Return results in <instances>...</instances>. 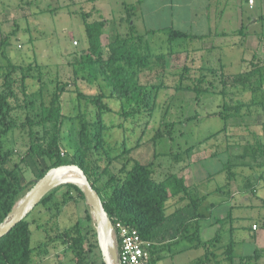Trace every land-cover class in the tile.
I'll return each instance as SVG.
<instances>
[{
	"label": "rangeland",
	"instance_id": "rangeland-1",
	"mask_svg": "<svg viewBox=\"0 0 264 264\" xmlns=\"http://www.w3.org/2000/svg\"><path fill=\"white\" fill-rule=\"evenodd\" d=\"M149 5L147 0H0V90L4 89L10 75L16 91L15 95L9 98L14 107L12 115L20 124L26 121V117L38 119L42 109L49 107V101L56 91L59 80L72 83L75 81L87 94L98 93L102 88L106 95H110V89L103 81H100L101 86L91 85L80 81L72 74L75 67L72 64L83 59L88 51L86 21L93 22L99 19L109 21L104 28L105 34L102 38L104 44L107 42V35L127 34L131 30L130 25H134V32L137 35H144L142 45L148 42L153 54L177 52L187 46L189 48L187 62L179 65L171 61L164 65V69L159 67L154 69H160L157 76L150 74V79H153L150 81L159 88L157 92L155 91V102L150 108L144 109L140 116L125 121L124 125L131 129L123 132L117 127V123L122 120L121 117H115L114 120L110 115V119L106 121L109 124L113 122L114 128L107 132L108 144L117 155L120 153L123 139L128 146H134L140 141V146L129 154L142 163L153 164L155 171L153 182L163 181L170 174L182 172L187 175L188 183L204 181L205 188L209 190L217 188L210 193L208 201H226L221 205L222 209L207 212L202 206L201 211L207 218L210 214L213 216L221 214V211L231 213L229 219L233 225L232 237L229 236V240L224 242L225 245L232 240L234 253L238 257L242 254H252L255 248L260 247L259 264H264V187L260 185L261 181L255 180L253 183L257 189L254 192L243 191L246 180L240 171L234 185V193L243 191V195L232 196V189L227 186L226 180L229 174L228 165L224 169L229 157V161H232L230 151L244 152L243 138L226 139L225 133H228V130L229 133L243 131L244 124L249 125L251 121H254L255 125L264 122V76L259 75V72L262 73L263 69L260 71V68H263V65H260L258 60L252 59L250 62L242 58L244 52H248L246 44L244 45L246 40L242 35L223 39L224 41L233 39L234 43L226 45L218 42L210 47V42L205 44L190 40L184 42L181 39L171 41L165 32H159L157 35L146 33L150 16L157 13L156 6ZM261 6V0H258L254 9H249L245 3L242 4L245 26L250 14H261ZM131 7H135V10H131ZM227 7L229 9L224 14L226 22L223 26L234 31L240 21L236 0H229ZM85 13L89 14L86 20ZM129 14H133L131 20ZM262 27L263 24L249 28L247 26L245 30L253 33L263 31ZM204 47L207 49L210 47L206 54L204 52L198 55L195 52L196 49L202 51ZM108 53L106 46L104 57H107ZM225 56L231 57L230 66L226 64L222 66L225 63L223 62ZM228 73L233 75L251 73L252 77L242 76L243 78L234 81L230 77L227 78ZM144 78H149V72ZM196 85L204 90L199 92L192 90ZM38 91L42 94L38 95ZM41 101L46 104L44 107L40 106ZM73 102L74 94L65 93L62 101L65 113ZM113 108L121 111V103L116 102ZM220 112L228 116L222 118ZM128 121H131L132 125ZM57 129V126L51 123L43 127L25 124L13 129L4 138L5 148L13 151L12 161L19 165L26 180L33 182L30 188L38 179L36 171H33L25 160L23 161V157L33 143L34 135L39 134L48 141L54 133H58L60 150L66 157L73 155L79 146L77 124L66 123ZM168 129L172 130L171 136L167 133ZM157 132H161L163 136L154 140ZM36 145L38 146V142ZM102 157L103 167L106 162L104 156H100ZM120 160H113L108 166V171L97 182L105 195L112 192L113 187L117 186L118 177H122ZM188 161H192V165ZM231 168L235 173L237 169L239 170L233 166ZM95 171L100 172V169L96 168ZM253 174L254 172L252 176ZM63 184L65 183H59ZM67 190L66 186L58 190L55 201L57 204L55 207L52 206L51 210L37 204L30 211V216L36 221L31 227V244L36 248L31 264H103L95 221L92 218V222H89L84 218L86 207L90 209L87 200L77 197L72 190H68L69 194L63 196ZM187 203V199L183 201L179 197L170 198L168 212H175L176 216L171 217L166 226L156 232L154 240L149 239L150 253L156 243L180 237L178 230L181 223L189 221L194 215V207L188 209L185 207ZM181 207L184 210L177 211ZM254 223L255 229L252 227ZM38 224L42 227H38ZM76 224L81 226L79 234L84 235L82 240H78L79 236L74 229ZM69 229L73 230V235L66 237L65 233ZM93 229L96 236H92ZM251 229H254L252 234L249 231ZM209 231L210 235L215 233L213 229ZM50 238L52 240H49ZM45 241L47 242L42 245V249L46 251L40 255L38 246ZM88 242H95L91 251L88 249ZM113 243L118 264L117 246L115 241ZM178 243L172 245L176 250L189 246L188 242ZM166 253L167 250L163 251L162 255ZM197 255L199 251L186 250L185 253L180 251L175 255L174 262L188 264L193 262Z\"/></svg>",
	"mask_w": 264,
	"mask_h": 264
},
{
	"label": "trees",
	"instance_id": "trees-1",
	"mask_svg": "<svg viewBox=\"0 0 264 264\" xmlns=\"http://www.w3.org/2000/svg\"><path fill=\"white\" fill-rule=\"evenodd\" d=\"M131 10L134 11L135 7H131ZM129 15V20H131L133 14ZM84 17L86 20L89 18V14L85 13ZM107 23L109 21L105 19L85 22L88 51L83 59L81 58L72 64L73 66L75 65L72 69V74L80 81L91 85H100V81H103L106 87L110 89V95H106L102 88H100L98 93L87 94L79 88V83L59 80L56 85V91L49 101V107H44L46 104L41 101L40 106L44 108L42 113H40V117L38 119L26 117V121L20 124L12 115L14 107L9 98L13 94L15 95L16 91L13 88L14 80L8 75L4 89L0 90V223L4 221L14 204L33 183L31 180H26L19 165L12 161L13 151L5 148L4 138L13 129L25 124L31 127L35 125L43 127L51 123L59 129L60 126L63 127L66 123H73L77 124L79 146L70 157L62 155L58 133H54L48 141L39 134L33 136V143L29 146L23 161L25 160L26 164L30 165L33 171H36L38 180L53 167L65 164L78 165L97 190L115 228L118 222L135 227L140 235L147 240H154L156 232L165 227L170 221L171 215L168 212L170 198L179 197L183 201L187 199L188 203L185 207L193 206L194 215L189 221L181 223L178 230L180 234L178 242L185 240L193 244L194 247L203 249L202 256L196 258L192 264H212L213 261H215V264H219L221 260L218 259L219 250L216 245L220 242V236L216 235L210 240L203 241L199 235L200 223L195 224L194 221V219L200 220L205 217V214L199 211L203 197L196 198L192 193V189L186 185L185 180L177 176V174H170L163 181L153 182L155 172L153 164L151 162L142 163L129 154L133 149L140 146V141L134 146H128L126 140L123 139L120 145V153L116 155L106 138L107 132L114 128L113 122L110 124L107 122L110 119V115L114 120L115 117H121L122 122L119 121L117 127L125 132L127 129H131L128 125H124L125 121L140 116L144 109L150 108L154 104L155 91L157 92L159 88L157 87L158 85L150 81L153 80L152 78L150 79V74L155 77L160 71V69H154L156 67L164 69V65L171 61H175L179 65L184 64L187 60V55L180 51L153 54L148 42L144 46L142 45L141 40L144 35H137L133 29L134 25H130L131 30L127 34L116 33L114 36L107 35V42L104 44L102 38L105 34L104 28ZM165 32L171 41L188 38L192 40L202 39L200 36L172 28ZM106 46L109 53L106 55L107 57H104V47ZM147 72H149L148 79L144 78ZM242 76L250 78L252 74H229L227 78L230 77V79L237 81L243 78ZM69 86L74 88L71 89ZM192 88L196 92L204 90L199 85ZM67 92L74 94V102L69 106L68 112L65 113L62 101L64 94ZM41 94L42 92L38 91V95ZM116 102L121 103V111L114 110L113 106ZM220 114H222V118L228 116L223 115L222 112ZM112 118L111 120H113ZM128 122L132 125L131 121ZM167 133L171 136L172 130L168 129ZM161 136H163L162 133L157 132L154 140L160 139ZM37 142L38 146L36 145ZM243 149L244 152L239 156L240 161H242L240 164L228 161L229 174L227 178L229 181L233 176H238V173L232 170V166L235 168L254 167L257 172L258 169L264 167V141L258 140L253 145L246 144ZM100 156L105 158L106 164L103 167V157L100 158ZM259 158L262 159L261 162L258 160ZM116 159H121V171L123 174L121 178L118 177L117 186L113 187L112 192L105 195L102 188L97 185V182L105 175L108 171V166ZM96 168H99L100 172H96ZM261 171L257 173L258 175H254L256 176V178H253L254 180L249 178L250 176L246 178L245 190L254 192L257 189H255V183L253 182L264 174V171L260 173ZM65 186L68 187V190L75 191L77 197L85 199L83 190L77 184L65 183L63 185L58 184V186L46 193L38 205L51 210L52 206L55 207L57 204L55 201L58 197V190ZM68 190L63 196L69 194ZM30 215L31 213L28 216L26 215L7 234L0 238V264H31L33 262L36 248L31 244V227L36 221ZM84 218L92 222L88 207L85 209ZM38 227L41 228L42 225L38 224ZM190 228H193V230ZM74 229L79 236L78 240H82L84 235L79 234L81 233V226L76 224ZM72 233L73 230L69 229L65 236H72ZM92 236H96L94 229ZM49 240H52V238ZM46 242H41L38 246V254L42 255L46 251V249H42V245ZM158 244L159 242L155 246L153 245L151 258L147 264H158L159 261L164 259L162 255L163 246H158ZM93 245H95V242H88L89 251L93 249ZM166 245L172 244L168 243ZM223 248L224 260L228 264H259V249H255L252 254L238 257L233 252L234 243L232 240L227 242ZM235 259L237 260L235 261Z\"/></svg>",
	"mask_w": 264,
	"mask_h": 264
},
{
	"label": "crops",
	"instance_id": "crops-1",
	"mask_svg": "<svg viewBox=\"0 0 264 264\" xmlns=\"http://www.w3.org/2000/svg\"><path fill=\"white\" fill-rule=\"evenodd\" d=\"M149 2V7H155L156 6V14L151 15L149 18V28L146 29V33L150 34V35H157V33L159 32H165L167 30H169L170 28L178 30V31H182L188 34H192V35H196V36H200L202 37V39H181L184 42L187 41H200L203 42L204 44L207 42L212 44H217L218 42L220 43H224V44H231L234 43V40L231 39V41H224L223 39H230L229 37L235 36V35H242L243 39L246 40V42L244 43V45L246 44V50L248 51L247 53L244 52V57H242L243 59L246 58L248 61L251 62L252 59L254 60H258V62L260 63V65H263V68H260L262 70V73L259 72V75H263L264 76V30H259V31H254L253 33L245 30L246 27L248 26H260L261 24H263L264 26V0H261L262 6H261V14H250L248 16V20H247V25L245 26V22L243 20V14H242V4L245 3L247 4V2L245 0H236L237 3V7H238V11H239V16H240V21L239 24L237 23L238 27L237 29H234V31L229 30L228 28L224 27V23L226 22L224 20V14L225 12H227V10L229 9V7H227L228 5V1L229 0H147ZM258 0H255V4L250 7L249 9H254L255 6L257 5ZM152 10H154L152 8ZM219 14V15H218ZM224 20V21H223ZM264 28V27H262ZM166 33V32H165ZM216 39H220V40H216ZM180 40V41H181ZM210 47H208V49L206 47H204V49L202 51H198L196 49L195 52H197V54H201L204 53L206 54L207 51H209ZM180 52H184L187 55V60L188 61V51L189 48H187V46L185 48H181L179 50ZM185 55V56H186ZM231 57L230 56H225L223 58V63L222 66H230L229 65V59ZM229 74V73H228ZM233 74V73H230ZM262 76V77H263ZM260 76V78H262ZM252 88V87H249ZM241 130V129H240ZM230 130H228V133H225V138H231L233 140L235 139H242L244 140L243 142V146L246 147V144H256L257 141H264V122L259 123V125H255L254 121H251L248 124H244L243 127V131L241 130L240 132H235V133H229ZM239 134V135H238ZM235 144H237V142H235ZM237 146V145H236ZM235 147V146H234ZM224 150V149H223ZM244 151V149H243ZM225 152V151H224ZM228 152V151H226ZM230 156L232 158V161H235V163L240 164V158L239 156L243 153H240L236 150L234 151H230ZM230 160V157L228 158V160L226 161V165H228V161ZM260 162L262 159H258ZM189 162V161H188ZM191 163L190 165H192V161L189 162ZM225 163H223L224 165ZM225 165V167H226ZM224 167V166H223ZM224 167V169H225ZM239 170L237 169V173L241 171V176L243 177L244 180H246L247 177L253 179L256 178V176L254 175H258L257 173L262 170L264 171V167H262V169H258V172L256 171V168H251V167H238ZM254 172L253 176H252V172ZM260 173H263V172ZM259 173V174H260ZM239 175V173H238ZM177 176L182 177L185 180V183L188 187H190L192 189V193L194 194V196L197 197H203V201L201 202L200 206H199V211L201 213H203L201 210L202 206H204L203 208L206 209L207 212H210L211 210H213L215 212V210L220 209L223 203H225L226 201L224 200H219V201H208V196L210 195L211 192L217 190V188L215 190H209L208 188H205V183L204 181L202 182H191L188 183L187 182V175L185 173L182 174L178 173ZM227 180V186L232 189V196H235V194H238L239 196L243 195V191L247 190H243L242 192H236L234 193V185L237 182V177L233 176L232 179L229 181ZM260 182V185L262 187H264V174H262L260 176V178L258 179ZM246 183V182H245ZM222 188V187H221ZM219 189V188H218ZM227 200V199H226ZM229 200H227L228 202ZM244 201H242L243 203ZM246 204V203H245ZM191 207H188V209ZM222 209V208H221ZM181 210H184L183 207H181ZM179 211V210H177ZM184 212V211H183ZM213 212V213H214ZM221 214H217L216 216H213L212 214H210V217L207 218L206 214L205 217L197 220L194 219L195 224H197L198 222L200 223V228H199V235L201 237V239L203 241H207L212 239L213 237H216V235L220 236V242L217 243L216 248L219 250L218 251V259L221 260V262L219 264H228L224 258L225 255L223 254L224 248L223 246L225 245L224 242H226L227 240H229V236L232 237V228L233 225L230 224V215L231 213L228 212H224L221 211ZM171 217L176 216L175 212L174 213H170ZM171 220V219H170ZM205 220V221H204ZM193 221V220H192ZM226 225V226H224ZM254 225H256V223H254ZM223 226V228H222ZM252 227L254 228V226L252 225ZM191 230H193V228H190ZM212 230L215 232L214 234L210 235V231ZM255 229V228H254ZM254 229L249 230L250 233L252 234ZM179 237L172 239V240H167V241H163L161 242L162 244H165L163 247V251L167 250V253L164 254V259L162 261H159L158 264H187V263H176L174 262V258L175 255L177 254V252H183L185 253L186 250H195V251H199V255H197L194 260L196 258H198L199 256H202L203 254V249L202 248H196L193 246V244H189L188 247L181 249V250H176L174 249L175 247H173L172 245L175 244H179ZM180 242H187L185 240H181ZM159 243V244H161ZM172 244V245H166V244ZM260 249V247H258ZM257 249V248H255ZM162 251V252H163ZM234 252V250H233ZM242 255H248V254H242ZM236 258V257H235ZM193 260V261H194ZM237 259H235L236 261ZM193 262H190L188 264H192ZM211 264V263H210ZM212 264H215V261L212 262Z\"/></svg>",
	"mask_w": 264,
	"mask_h": 264
},
{
	"label": "water",
	"instance_id": "water-1",
	"mask_svg": "<svg viewBox=\"0 0 264 264\" xmlns=\"http://www.w3.org/2000/svg\"><path fill=\"white\" fill-rule=\"evenodd\" d=\"M73 171L80 180V183L66 180L61 183H75L84 192L90 213L96 224L98 246L101 250L104 264H114L110 254V240L113 236V224L105 210L104 204L97 192L89 181L84 171L76 164H65L49 169L46 174L40 178L37 183L29 189V191L18 200L8 216L0 223V238L7 234L18 222L30 213L35 205L39 203L41 198L59 183H54V176L60 172ZM114 244V243H113ZM119 264V263H118Z\"/></svg>",
	"mask_w": 264,
	"mask_h": 264
},
{
	"label": "built area",
	"instance_id": "built-area-1",
	"mask_svg": "<svg viewBox=\"0 0 264 264\" xmlns=\"http://www.w3.org/2000/svg\"><path fill=\"white\" fill-rule=\"evenodd\" d=\"M252 7L255 0H245ZM113 225V237L117 246L119 264H147L151 253L149 240L144 239L137 228L118 222ZM255 227V225H254Z\"/></svg>",
	"mask_w": 264,
	"mask_h": 264
},
{
	"label": "bare ground",
	"instance_id": "bare-ground-1",
	"mask_svg": "<svg viewBox=\"0 0 264 264\" xmlns=\"http://www.w3.org/2000/svg\"><path fill=\"white\" fill-rule=\"evenodd\" d=\"M54 183H61V182H64L66 180H71L73 182H76V183H80V180H79V177L78 175L73 172V171H66V172H60V173H57L55 176H54ZM24 195H22L18 200H21V198H23ZM110 254H111V257L114 261V264H117L116 263V260H115V252H114V247H113V242H112V238L110 240Z\"/></svg>",
	"mask_w": 264,
	"mask_h": 264
}]
</instances>
